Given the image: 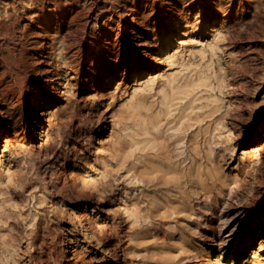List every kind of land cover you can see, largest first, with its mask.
Returning a JSON list of instances; mask_svg holds the SVG:
<instances>
[{
	"label": "rangeland",
	"instance_id": "obj_1",
	"mask_svg": "<svg viewBox=\"0 0 264 264\" xmlns=\"http://www.w3.org/2000/svg\"><path fill=\"white\" fill-rule=\"evenodd\" d=\"M49 1L0 0L1 27L11 15L24 21L8 28L10 40L0 34V89L21 95L5 65L22 48L39 50L31 68L41 69L23 73L22 115L18 102L0 98L8 125H0V264H212L208 250L220 244L234 253L249 241L264 249V0H56L70 12L44 32L34 21L45 10L58 15ZM134 3L142 8L130 32ZM168 35L169 64L159 51ZM188 66L208 67L209 86L195 93L184 145L168 139L174 175H140L125 103L146 79L158 98L163 75ZM45 90L53 114L38 109L31 118L32 97ZM191 157L202 168L198 184L186 173ZM174 201L182 206L167 210Z\"/></svg>",
	"mask_w": 264,
	"mask_h": 264
},
{
	"label": "bare ground",
	"instance_id": "obj_2",
	"mask_svg": "<svg viewBox=\"0 0 264 264\" xmlns=\"http://www.w3.org/2000/svg\"><path fill=\"white\" fill-rule=\"evenodd\" d=\"M49 2L55 8L57 7V6H55L56 0H52ZM141 8H142V5H140L138 3H134L133 7L130 9L131 13H130L129 21H128V23H129L128 27H129L130 32H135V31L137 32V30L134 26V23H136L137 14L139 13V9H141ZM56 9L58 10V15L52 14V12H50L48 10L42 11L40 17H38L36 19V21H34V23L36 22V24L38 25L37 28L43 30L44 32L56 30L60 26L62 21L64 20L65 16L70 12V8H69V10H67V7H62V8L58 7ZM21 19L22 18L18 19L12 15L5 22L3 21L4 20L3 19L2 21L5 24V26L4 27H1L2 25L0 26L1 36L5 37V38L7 37L10 40L11 39L10 38L11 33H10V31H8V28L13 27V25L17 26V28H20L19 27L20 23L22 24L24 22ZM32 21H33V19H32ZM22 26H24V24H22ZM175 27H177V26H175ZM21 31H22V29H21ZM21 34H23V33H21ZM183 34H185L184 30L181 31L179 36L183 35ZM108 35H109L108 32H106L105 34L99 35L97 37L96 44H94L92 46V50H94L97 53L99 51L98 48L100 46L98 44L102 42V39L103 40L107 39ZM12 37H14V36H12ZM182 42H184V41L181 40V43ZM171 44H172L171 38H170V35H168L163 39V44L159 47V51L161 53L164 51L163 56H162V62H167L168 64L174 63L172 61V58H173V56H175V54L170 55V53L167 50L171 46ZM178 46L173 48V52H177L178 48L180 47V46L179 47ZM208 46H209L210 50L213 52V50H214L213 45L209 43ZM10 47L14 48L13 45L12 46L10 45ZM101 52H102V58H106L110 54V49L108 47H106V48L102 49ZM180 53L182 54V52H180ZM39 54H40L39 50L34 51V52H28L22 48L20 51H18L16 56L13 58V60L12 61L9 60L7 62V64L5 65L7 73L11 77V85L14 86L17 90H22V92H20V94H21V95L19 94L20 96L16 95V97L14 99L13 98V94H14L13 87L9 88L10 86L9 87L6 86L7 88H5V86H4V87H1V89H0V98L9 100L10 104H14V103L18 102L17 103V109L20 112L19 113L20 115H22V113H23V105H24V102L26 99V94H24V91L28 87V84L26 85V83H24L26 81V79L24 76L25 74L23 75V73H26L27 70H29V68H31V66H33L31 64L32 62H39V60H40ZM127 56H128V54H127ZM0 63H2L1 57H0ZM189 66L187 67L188 72L187 73L185 72L186 74H184V75L179 74V72H177L178 70L176 72H170L169 71L167 74L164 73L165 75H163L162 79L159 81V83L156 86V89H157L156 93L158 94V98L154 97L155 94H153L151 92L154 88L153 80L152 79H146L145 81H143L144 83H141V84H143L142 87H139V86L134 87L130 97L127 99V101L125 103L126 112L128 111V113L130 114V116L132 118V125L127 127L130 132L128 134H126L127 137L130 138V143L128 146L130 149L136 150L138 152V156L136 157V161L138 163L137 167L139 169V172L141 173L140 175H144V174L145 175L146 174L153 175L156 172H160L164 176H169V174L172 173V163L173 162L172 161L170 162V159L173 158V156L172 157L170 156L171 158H169V156H168V153L169 152L172 153V150L169 151L168 153L164 152V150L166 151V147L169 148V150H170V146L169 147L167 146L168 139L170 141L173 140L174 141L173 143L176 145H179V147L184 145V134L185 133H184L183 128H184L185 122L190 118V114H191V111L193 109V103H194V101H196L195 100L196 99L195 93L200 87H208L209 86L208 83L206 82L207 78L209 77L208 67L193 68V66L192 67H189ZM209 68H210V66H209ZM138 69H140V68L138 67ZM138 69H137V71H138ZM32 70L36 73H39V72L41 73V69H40L39 65L36 67L34 66V68ZM137 73H139V72H137ZM143 91L147 92L148 98H149L148 100L144 97H142V98L140 97V99L138 98V96H142ZM17 93H19V92H17ZM40 98L41 99L44 98L43 102L39 101ZM52 100H53V96H52L51 91L45 90V91H42L38 94H34V96L32 97V103H31V106H32L31 107V114H30L31 118H35L36 111L38 109L42 110L41 115L48 113V115L51 116L53 114L52 108H51V106L50 107H47V106L49 105L50 101H52ZM214 109L217 111L216 107ZM1 111H2V109L0 108V112ZM210 112H211V110H210ZM1 114L2 113H0V117H1ZM207 115L211 116L212 113L207 114ZM204 118H206V116H204ZM208 118H210V117H208ZM223 118H224V116L220 115L218 117L216 125L222 126V124H224ZM32 123L33 122H31V124ZM235 124L237 125V123L232 122V125L234 127H236ZM0 125L3 126V129H6L8 127V125L6 123H0ZM124 127H126V126H124ZM222 127H224V125ZM195 129H196V127H195ZM125 131H126V129H125ZM211 131L213 132V130H211ZM198 134H199V132H198ZM203 134L201 137H203ZM125 141H127V140H125ZM175 148H177V147H175ZM182 148H184V147H182ZM206 149H208V148H206ZM193 150L196 153H198L199 147L197 148V143H195ZM182 151H184V150H182ZM209 152L210 151H208V154H209ZM211 152H212V150H211ZM185 154H184V156H185ZM175 156H177V155H175ZM125 158L127 159V157H125ZM206 158H207V156H206ZM184 160H185V158H184ZM185 163H183V164H185ZM180 164L181 163H179V166H180ZM185 168H186V173L188 174V176L190 178L195 179L196 184H198V182H201L202 168H201V165L193 157H191L189 163H187V166ZM257 170H260V168L258 167ZM181 171H183V169H181ZM183 172H182V174H185ZM178 173H176V174H178ZM257 176H255V177H257ZM183 177H185V175ZM180 178H182V177H179V179ZM211 178L212 177H210L209 179H211ZM171 182H173V180ZM155 187H156V185H155ZM202 188L203 187H201V189ZM159 189H160V187H159ZM162 190H164V189H162ZM160 191L161 190H159V192ZM182 191H184V190H182ZM154 192H155V190H154ZM167 199H168V197H167ZM167 199H166V201H167ZM153 201H154V199H153ZM155 206H156V204H155ZM159 206L162 207V205H159ZM181 206H182V203L180 201H174L173 203H169V205H167L166 208L169 211H175V209L177 210V207L179 208ZM187 207L188 206H186V208ZM144 209H146V208H144ZM161 209L163 210V208H161ZM164 209H165V207H164ZM139 212H141V211H139ZM159 212H161V210ZM163 212L166 213L167 211L166 212L162 211V213ZM142 213H143V211H142ZM133 214H132V216L135 215V214L134 215ZM154 214H156L155 211H154ZM171 214L172 213H170L169 215L166 214V216H171ZM148 216H149V214H148ZM136 218L139 221V218L138 217H136ZM136 223H137V220H136ZM180 243H182V241ZM191 249H192V247H191ZM244 251H248L247 253L249 254V259L246 263H244L242 260L241 261L239 260L238 261L239 264H262L260 262V259L262 258V255L264 253V249H263L261 244H255L254 245L253 242H251V241H249L247 243V245L245 246V249L241 248V250L238 251L237 253L232 252L231 248L229 247L228 244L223 245V246L220 244L216 248L213 247V248L208 250L209 255H208L207 260H208V263L212 262V264H221V262H220L221 259L226 260L228 258H231V261L227 260L230 262L227 264H236L237 259L240 256V253L243 254ZM168 253H169V251H168ZM213 256H215L214 259H213Z\"/></svg>",
	"mask_w": 264,
	"mask_h": 264
}]
</instances>
